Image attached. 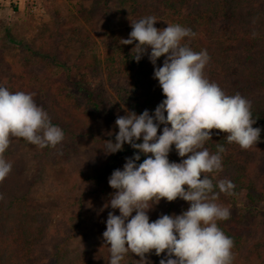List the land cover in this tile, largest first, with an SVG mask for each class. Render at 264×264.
Returning a JSON list of instances; mask_svg holds the SVG:
<instances>
[{
	"label": "clouds",
	"instance_id": "clouds-1",
	"mask_svg": "<svg viewBox=\"0 0 264 264\" xmlns=\"http://www.w3.org/2000/svg\"><path fill=\"white\" fill-rule=\"evenodd\" d=\"M157 20L149 15L131 21L129 37L121 40L125 45L136 42L132 51L137 62L148 55L165 98L151 114L148 109L139 114L125 110L117 116L118 132L102 148L106 155L122 151L126 143L138 150L108 178L114 192L104 207L119 210L118 215L108 213L102 234L108 264H121L129 252L137 254L141 264H151L146 254L153 250L157 256L165 254L159 264H232L234 241L218 226L231 212L217 201L220 193L232 195L235 185L213 175L223 169L224 146L217 145L212 153L204 145L212 139L211 130L218 129L228 143L249 149L261 140L262 129L253 127L251 101L239 93L227 94L206 78L207 50L195 52L185 39L195 33L179 24L158 29ZM162 56L163 64L157 66ZM64 135L34 93L12 92L0 84V181L12 169L4 158L12 137L43 148L60 144ZM173 146L183 158L179 162L169 160ZM141 155L146 158L139 162ZM162 198H181L189 207L150 222L148 212Z\"/></svg>",
	"mask_w": 264,
	"mask_h": 264
},
{
	"label": "trees",
	"instance_id": "trees-1",
	"mask_svg": "<svg viewBox=\"0 0 264 264\" xmlns=\"http://www.w3.org/2000/svg\"><path fill=\"white\" fill-rule=\"evenodd\" d=\"M144 1L115 0V3L130 9L128 19L131 21L134 9L142 12L140 7ZM151 1L159 7L162 16L174 24L190 28L195 33L194 37L185 39L193 51L207 50L210 60L204 69L206 78L217 83L227 94L239 93L251 101L252 116L256 120L253 127L262 129L261 140L256 145L242 149L236 143L230 144L227 142L226 133L218 129L211 130L212 139L204 145L212 153L216 152L217 145L224 146L226 151L222 154L223 169L216 173L219 177L213 175L216 179L231 180L235 185L233 192L239 193L249 185L251 170L259 157V150L263 148L264 152V0ZM253 9L257 16L248 24L244 17L250 15ZM129 33L126 30L118 42L108 47L104 66L117 72L116 76H112L117 80L132 78L135 89L140 90L141 94L135 112L139 114L148 109L151 114L165 97L158 80L153 78L154 66L148 55L145 54L137 62L132 51L136 42L128 45L121 43L122 39L129 37ZM81 52L85 53L83 50ZM60 56L53 55L51 58V73L46 71L45 64L42 65L41 71L30 67L29 64H23L20 71L13 75V83L8 79L2 80L1 84L12 92H35L37 95L44 92L48 98L56 99L44 100L42 107L51 122L61 127L65 135L63 141L55 147H43V154L54 158L81 157L79 144L87 140L90 144L87 157L91 175L85 179L83 177V181L88 183L82 197L85 199L84 205L96 199L102 214L108 215L113 211L118 215V209L104 207L114 192L108 178L113 170L122 169L126 157H131L138 150L126 143L122 151L109 155L104 153L102 148L107 143L106 140H114L115 133L118 132V126L115 125L117 116L109 108L110 103L103 98L105 96L85 86L86 71L93 67L92 63L100 61L95 56L92 59L94 62L90 64H84L82 60H72V65L82 77L75 80L69 73L52 74L56 66L64 63ZM163 60V56L158 58L157 66H162ZM119 88L123 89L121 86ZM115 96L121 95L116 93ZM11 141L32 144L19 137H12ZM145 158L141 155L139 162ZM179 159L173 146L169 160L178 162ZM0 194L3 195V199H0V264H44L49 258L51 264H108L109 252L106 245H91L72 255L69 238L57 240L54 252L48 255L44 243L49 224L43 215L38 213V209L29 207L26 193L19 187L12 169L8 176L0 181ZM188 207L189 203L181 198L171 202L162 198L149 210L150 222L163 214H180ZM83 217L76 215L72 217V221ZM227 221H219L218 226L234 241L231 250L232 264H241L244 260L253 258H256L257 264H264V240H257L255 232L248 226H240L236 222L225 226ZM244 246H247V252L243 251ZM164 255L162 253L157 256L154 250L146 254L151 264H159ZM139 260L137 254L129 252L121 264H141Z\"/></svg>",
	"mask_w": 264,
	"mask_h": 264
},
{
	"label": "rangeland",
	"instance_id": "rangeland-1",
	"mask_svg": "<svg viewBox=\"0 0 264 264\" xmlns=\"http://www.w3.org/2000/svg\"><path fill=\"white\" fill-rule=\"evenodd\" d=\"M39 1L41 4L37 9L34 7L35 0H22L18 5L9 3V0L0 1V84L8 79L13 83V75L20 71L23 64L39 71L45 64L46 71L51 73L53 55H61L64 63L56 66L52 74L69 73L77 80L82 77L72 65V60L90 64L95 56L100 62L92 63L93 67L86 71L85 86L105 96L103 98L110 103L109 108L115 116L124 115L125 110L135 111L141 100L140 90L135 89L132 78L120 81L112 77L117 72L104 66L107 49L118 42L126 30L132 31L129 27L131 21L152 15L158 19L154 25L158 29L167 27V23H174L162 16L159 7L151 0L143 2L140 7L142 12L134 9L131 21L128 19L130 9L120 6L115 0ZM254 12L253 9L250 15L244 17L246 23L249 24L257 16ZM81 50L85 53L82 54ZM116 93L121 96L116 97ZM34 99L39 106L44 105V100H56L48 98L44 92L39 95L34 92ZM162 128L163 125L158 134ZM79 149L81 157L54 158L45 156L44 150L37 145L10 140V146L4 153V158L12 163V172L19 187L26 193L29 207L38 209L49 224L44 243L48 255L54 252L55 243L61 238H69L72 255L91 245L103 244L108 248L102 235L108 215L100 212L96 199L88 205H84L85 199H82L88 184L83 177L91 175L87 157L89 142L81 141ZM263 155L262 148L252 167L249 185L232 195L220 193L217 201L231 212L225 226L230 222L248 226L255 232L257 240H264ZM76 215L84 217L72 221ZM243 251L247 252V246L243 247ZM257 262L253 258L241 264ZM44 264H51V259Z\"/></svg>",
	"mask_w": 264,
	"mask_h": 264
},
{
	"label": "built area",
	"instance_id": "built-area-1",
	"mask_svg": "<svg viewBox=\"0 0 264 264\" xmlns=\"http://www.w3.org/2000/svg\"><path fill=\"white\" fill-rule=\"evenodd\" d=\"M1 2H3V1H5V0H0ZM22 0H9V3H11V2H13V3H15V5H18V4H20V2H21ZM35 8L37 9V7L41 4V2L39 1V0H35Z\"/></svg>",
	"mask_w": 264,
	"mask_h": 264
}]
</instances>
